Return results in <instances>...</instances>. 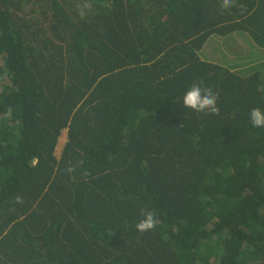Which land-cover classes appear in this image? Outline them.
I'll return each instance as SVG.
<instances>
[{"label": "trees", "instance_id": "1", "mask_svg": "<svg viewBox=\"0 0 264 264\" xmlns=\"http://www.w3.org/2000/svg\"><path fill=\"white\" fill-rule=\"evenodd\" d=\"M75 1L0 0V264H264V0Z\"/></svg>", "mask_w": 264, "mask_h": 264}, {"label": "clouds", "instance_id": "2", "mask_svg": "<svg viewBox=\"0 0 264 264\" xmlns=\"http://www.w3.org/2000/svg\"><path fill=\"white\" fill-rule=\"evenodd\" d=\"M221 10H228L234 6V0H221ZM219 93L211 87H202L201 82H194L183 96V106L196 113L205 115H219L220 108L218 106ZM250 122L254 128H264V110L261 108H253L249 113ZM66 171L71 174L75 171L74 167H69ZM17 202H21V198L17 197ZM143 217L136 225V230L143 234L153 231L158 223L157 214L154 210H141Z\"/></svg>", "mask_w": 264, "mask_h": 264}, {"label": "rangeland", "instance_id": "3", "mask_svg": "<svg viewBox=\"0 0 264 264\" xmlns=\"http://www.w3.org/2000/svg\"><path fill=\"white\" fill-rule=\"evenodd\" d=\"M68 1L72 5H74L76 9L79 8L80 4L77 3V1H75V0H68ZM21 9L22 10L19 11L20 17L29 18L30 16H32V19L35 20L34 21L35 23L32 26V31H35L34 30L35 29V25H38V27H36L38 29H39V27L44 29L45 22H44V16L40 12L41 10L38 11V10H36V8H33L29 4H23L21 6ZM28 12H29V14H28ZM239 43H240L239 38H232V39L229 40V42H228V40H219V41L217 40L216 42H213V44H215L214 49L213 50L207 49L206 52L202 53L201 57L209 60L210 58L208 57V54L213 52L214 55L211 56V59L214 60L216 58L215 60H217L216 56L220 54V52H219L220 49H221L222 52L224 51V53L226 55H229L230 57L231 56H235V55L239 56V57H243L241 54L235 53V51H234L238 47L241 48V45ZM211 46H213V45H211ZM246 49L249 50L248 48H246ZM248 61H255V57H252L250 55V58L248 59ZM261 61H263V60H261ZM262 68H264V65L262 66ZM248 72H250V71H248ZM248 72H246V73H248ZM59 141H60V144L58 145L57 150H56V156L58 158L60 157V155L62 153V149H63V147H64V145H65V143L67 141V130L62 132V137L60 138Z\"/></svg>", "mask_w": 264, "mask_h": 264}, {"label": "crops", "instance_id": "4", "mask_svg": "<svg viewBox=\"0 0 264 264\" xmlns=\"http://www.w3.org/2000/svg\"><path fill=\"white\" fill-rule=\"evenodd\" d=\"M264 6V5H263ZM262 23H264V18H263V21H261L260 23H256V24H253L252 26H254V29H255V31H258V29L260 30V28H256V26H258V24H262ZM250 28V27H249ZM251 29V28H250ZM244 33H246V32H244ZM237 34V33H236ZM236 34H234V36H235V38H236ZM249 39L251 38V40L253 41V43H254V47L259 51V52H264V43H260V42H257V41H254V39L255 38H252L248 33H246L245 34ZM233 36V37H234ZM260 41H262V42H264L263 40H261V39H259ZM238 47V46H237ZM239 48V47H238ZM235 49L234 51H235V53H238V54H241L243 57L245 56V54H246V51H244V52H241L240 51V49ZM261 63H264L263 61H258L257 63H255V64H252L251 66H253V65H258V64H261ZM61 137H62V135H61ZM60 137V138H61ZM59 144H60V141H59ZM58 144V145H59ZM61 156V155H60ZM58 158V157H57ZM60 158V157H59Z\"/></svg>", "mask_w": 264, "mask_h": 264}]
</instances>
